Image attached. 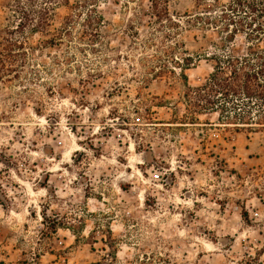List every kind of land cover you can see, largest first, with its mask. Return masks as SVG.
I'll use <instances>...</instances> for the list:
<instances>
[{
  "label": "rangeland",
  "instance_id": "374dc122",
  "mask_svg": "<svg viewBox=\"0 0 264 264\" xmlns=\"http://www.w3.org/2000/svg\"><path fill=\"white\" fill-rule=\"evenodd\" d=\"M11 1L0 0V33ZM168 4L178 25L160 23L151 0H99L43 44L70 12L60 6L50 33L29 35L27 60L6 63L0 264H264V127L238 130L185 97L213 53L251 44L240 31L222 45L221 21L189 29L194 0Z\"/></svg>",
  "mask_w": 264,
  "mask_h": 264
},
{
  "label": "trees",
  "instance_id": "16d2710c",
  "mask_svg": "<svg viewBox=\"0 0 264 264\" xmlns=\"http://www.w3.org/2000/svg\"><path fill=\"white\" fill-rule=\"evenodd\" d=\"M99 0H12L9 4L11 11V22L0 33V75L3 72L13 71L16 66H7V62H25L30 53L29 49L35 48L29 44L28 37L36 33L48 34L54 20L55 11L60 6H65L70 11L65 16L57 33L43 44L50 42H60L65 36L71 35L67 26L72 21V13L81 10L83 7L93 8ZM196 7L202 11L184 14L185 23L188 28L192 26L198 29H214L221 23V31H227L224 40L220 43L233 41L236 33L242 31L245 38L251 45L244 55H236L227 50L221 55L212 54L216 60V65L210 73L206 82L200 86L191 87L188 85L185 97L187 101L193 102L197 110L205 111L208 108L204 102L213 104L210 110L219 111L223 122L232 124L236 129L245 128L252 130L256 125L264 127V48L254 43L264 37V0H194ZM152 13L157 15L160 23L165 17L167 21L178 25V22L170 16L168 0H151ZM214 13V14H213ZM218 13V14H217ZM180 21V19H178ZM98 21H88L87 25L92 29ZM214 25V27L212 26ZM232 26V29L230 27ZM220 31V30H218ZM231 33V34H228ZM205 36V37H204ZM209 43H216L208 35H204ZM172 34H167L166 38H171ZM89 41L99 38L96 31H91L85 35ZM193 38H197L193 36ZM211 56V55H208ZM189 55L183 60H187L188 67L193 62ZM19 72V71H17ZM185 77L186 75L183 74ZM210 92L219 93L225 99L234 100V96L244 97L242 106L238 108L235 104L228 107L223 100H208ZM222 112H225V114Z\"/></svg>",
  "mask_w": 264,
  "mask_h": 264
}]
</instances>
